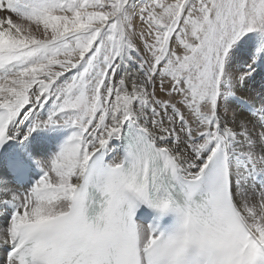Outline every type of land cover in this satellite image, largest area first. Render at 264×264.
Here are the masks:
<instances>
[{
    "label": "snow or ice",
    "instance_id": "snow-or-ice-1",
    "mask_svg": "<svg viewBox=\"0 0 264 264\" xmlns=\"http://www.w3.org/2000/svg\"><path fill=\"white\" fill-rule=\"evenodd\" d=\"M0 246L264 264V0H0Z\"/></svg>",
    "mask_w": 264,
    "mask_h": 264
},
{
    "label": "bare ground",
    "instance_id": "bare-ground-1",
    "mask_svg": "<svg viewBox=\"0 0 264 264\" xmlns=\"http://www.w3.org/2000/svg\"><path fill=\"white\" fill-rule=\"evenodd\" d=\"M260 81L259 78L255 82H252L248 84L245 88L241 89L240 94L243 95L246 99L252 98V99H259V92H260ZM235 105L230 106L229 110V116L232 115V109H235ZM3 247L0 246V264H3L5 256L2 252Z\"/></svg>",
    "mask_w": 264,
    "mask_h": 264
},
{
    "label": "rangeland",
    "instance_id": "rangeland-1",
    "mask_svg": "<svg viewBox=\"0 0 264 264\" xmlns=\"http://www.w3.org/2000/svg\"><path fill=\"white\" fill-rule=\"evenodd\" d=\"M2 252H3V255L5 256V251H4V249H2Z\"/></svg>",
    "mask_w": 264,
    "mask_h": 264
}]
</instances>
